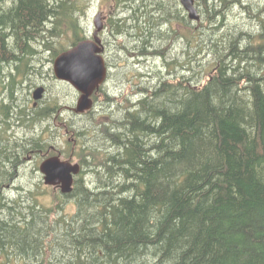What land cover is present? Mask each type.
<instances>
[{"label":"trees","instance_id":"16d2710c","mask_svg":"<svg viewBox=\"0 0 264 264\" xmlns=\"http://www.w3.org/2000/svg\"><path fill=\"white\" fill-rule=\"evenodd\" d=\"M111 2L114 44L145 59L162 57L165 73L153 70L154 85L138 86L111 124L94 125L93 116L67 125L82 170L53 206L32 190L13 197L3 190L19 162L15 152L46 150L48 140L42 133L15 144L0 138V264H264V4L262 16L255 14L257 35L230 32L224 40L204 36L214 27L201 24L203 14L192 21L180 0ZM225 2L201 0L204 20L212 25ZM167 16L164 32L159 23ZM80 17L74 0H0V65L11 66V98L17 78L42 72L31 59L44 51L57 56L84 38ZM178 36L191 49L184 62L168 59ZM99 101L114 97L101 87L87 115ZM54 103L19 117L27 131L59 116ZM68 198L72 214L64 211Z\"/></svg>","mask_w":264,"mask_h":264},{"label":"rangeland","instance_id":"374dc122","mask_svg":"<svg viewBox=\"0 0 264 264\" xmlns=\"http://www.w3.org/2000/svg\"><path fill=\"white\" fill-rule=\"evenodd\" d=\"M74 2L80 10V20L82 22V25L84 26L85 32H93V30L96 28L94 24V18L98 11L102 9L106 10L107 13H112V16L114 15L115 11L117 12V10L113 9V7L111 6V0H74ZM263 2L264 0H248V6L249 4L250 6L247 9L251 13L248 12L244 14L243 8H241L240 6L233 7L232 3H230L229 1L228 4L226 3V7L225 4L220 9L221 15L223 17L220 16V18L216 19V23L214 22V24L212 23L211 25L207 20H204V18L206 19L207 14L204 13L205 9L201 5V0H199V3H197L196 0V4L199 7L201 16L203 14V20L201 24L208 26V29L209 26H212V28L214 27L210 31H204L203 35L205 36L212 33V36L214 38L217 39L220 37L219 39L222 38L224 40L226 39L225 34L228 35L230 32H236V34L239 36L238 30L240 32L249 31L252 33L254 31L253 34L257 35L261 26L260 24H258L257 16H255V14L262 16V13L260 12L262 6H259L258 4ZM195 24L196 23H193L192 25L195 26ZM161 25H163V23L159 24V26ZM107 36L110 37V41L112 42L109 51L111 49L112 50L108 58L113 63L114 67L113 80H111L109 85H107V90L112 93L114 102L103 103L102 101H99V103L96 104L97 110L90 115H87L86 112L83 113V115H77L75 111L67 108V106H76L80 93L73 86L67 84L63 80L56 78L53 66L55 58L57 56L52 57L51 51H44V54H38L37 57L35 56L30 60L31 63H33L34 61L38 62L40 68L42 69V72L39 71L38 73L30 75V77H28V80H24L22 76L19 77L17 73V77H19L17 79L22 82L20 85H17L16 91L14 92V98L10 97V89L6 87L10 82V80H8L6 76H8L11 70V66L8 64V62L4 64L2 63L0 65V75L2 76V78H4V82L0 85V129L3 132L2 135H0V138L11 136V139L9 141L15 144L17 140L19 143H23V141H25L28 136H33L34 133H42L44 139L46 138L48 140V142L44 144V147L50 146V148H47L46 150H30L29 153H27L26 151L23 152V149H19L20 160H24L20 169V174L15 180L13 179L14 181L12 180L11 182L9 181L10 183H5L3 189L5 194L13 197L17 196L19 192L25 194L26 190H32L33 192H35V195L39 197L40 202H43L46 206H53L54 201L57 197L56 195L58 193H61V191L54 186L45 184L44 175L40 171V164L46 158L53 155H60L64 160L71 159L73 163H80L79 158L73 156V153L75 151H73V142L76 140V135L68 131L67 125L84 122L85 120L91 119L93 116L95 117V119L92 120L94 125L103 122L111 124L112 119L116 118L118 113L121 114L123 108L129 105L127 104L128 101L131 102V100H134L136 98L138 86L141 87L143 85H148L149 87L151 85H154L155 81H150L153 70L157 72L159 70L158 67L160 66V68H162L163 72L165 73V66L167 62H163L162 57H157L154 55L148 56L146 57L147 59H145L143 57H140V55L137 54L136 50V52L134 51V53L131 52L130 55L128 51L121 50V47L117 45V43H115L114 45L113 40L116 38L112 36L111 33H109ZM178 37L170 43L173 49L169 52L168 59L169 61L173 60L174 62H177L179 58L181 62H184V57L186 55L185 52L191 49L185 48L186 44L185 41H183V37ZM238 38L244 41L245 35ZM67 40H70V35L62 37L60 41L65 43ZM254 40L259 41L256 39ZM116 50L123 51L121 53L122 57L116 53ZM210 59H213V57H211ZM135 63L137 65H134ZM181 67L182 66L179 65L180 70L182 69ZM131 75L135 76L132 84L126 81ZM38 86H46L45 89L47 90V92L44 94V97L41 99L42 102L40 104V107L38 108H46L49 105L51 106L52 104H55L54 101L59 100L61 105V108L59 109L60 114L58 117L50 116L48 118L47 116L45 120L37 123L36 125H33L32 129L27 131V126L22 122V119L20 118L24 113L33 114L36 112V110H38L35 109V107H31L34 102L33 92ZM100 96V99H103L104 94L101 93ZM5 104H8V106H5ZM120 116H122V114L118 115V117ZM48 122L49 125H47ZM49 137L50 139H53L50 140ZM54 143H56L57 145H55ZM76 149L78 150L79 146H77ZM53 152L54 154L52 155L51 153ZM65 155L67 157H65ZM69 155L70 157H68ZM89 178L90 177L86 179L90 180ZM75 210L76 206L74 203V198H68L64 211L66 213L72 214L75 212Z\"/></svg>","mask_w":264,"mask_h":264},{"label":"water","instance_id":"95a60500","mask_svg":"<svg viewBox=\"0 0 264 264\" xmlns=\"http://www.w3.org/2000/svg\"><path fill=\"white\" fill-rule=\"evenodd\" d=\"M180 1L192 21L201 20L196 0ZM94 24L96 27L95 40H81L71 48L59 53L53 66L57 79L70 83L79 91L80 96L74 107L77 114L85 113L93 107V94L101 87L108 74L102 56V41L98 35L103 29L100 14L95 16ZM45 90L44 86H38L33 92L34 100L42 99ZM81 170L80 163H73L71 159L64 160L60 155L50 156L40 164V171L44 175L45 184L59 187L63 194L72 192L75 176L80 174Z\"/></svg>","mask_w":264,"mask_h":264},{"label":"flooded vegetation","instance_id":"af4514ba","mask_svg":"<svg viewBox=\"0 0 264 264\" xmlns=\"http://www.w3.org/2000/svg\"><path fill=\"white\" fill-rule=\"evenodd\" d=\"M252 4V3H251ZM264 4V2L263 3H260V4H258V5H260V6H262ZM250 5V4H249ZM179 6L181 7L182 6V4H181V2L179 3ZM232 6L233 7H238V6H240L241 8H243L244 10H243V13L244 14H246V13H248L249 11H248V0H233L232 1ZM199 8V7H198ZM168 13V12H167ZM250 13V12H249ZM98 14H100L101 15V20H102V23H103V29H102V31H100L99 33H98V35H99V37H100V39H101V46H102V48H103V51H102V56H103V58H104V60H105V64H106V66H107V69H108V74H107V77H106V80L104 81V83L101 85V87H104V89H106L107 90V85H109V83H110V81L111 80H113V75H114V67H113V63L109 60V58H108V56H109V54H110V52H111V50L109 51V49H110V47H111V45H112V42L110 41L111 39H110V37L109 36H107L109 33H110V27H109V25H108V22H109V19L112 17V13L110 14V12H106V10H100V11H98L97 12V14L96 15H98ZM95 15V16H96ZM168 15H169V13H168ZM181 16H182V14H181ZM170 19H171V17L170 16H167V17H165V18H163L161 21H160V23L159 24H161V23H163V31L165 32V31H167V30H169V25H168V23L169 24H171V22H170ZM176 16H174L173 17V21H172V24H176L177 23V21H176ZM182 18H180V20H181ZM179 20V24H181V21ZM177 25V24H176ZM95 31H96V28L93 30V32L92 31H87L85 34H83V39L82 40H84V39H92V40H95ZM180 33H181V30H180ZM123 38V37H122ZM119 40H122V41H124V39H121V37L120 38H118ZM81 41V40H80ZM116 42V41H115ZM115 45V44H114ZM74 46V45H73ZM120 46H121V50H124V51H128L129 52V54L132 52V53H134V51L131 49V50H128V48H124L123 47V44L121 43L120 44ZM123 51H117L116 50V53L119 55V56H121L122 57V55H121V53H122ZM125 53V52H124ZM127 54V53H126ZM138 54V53H137ZM131 55V54H130ZM134 65H137L136 63L134 64ZM132 76V75H131ZM64 82H66V81H64ZM67 84H69V85H71L70 83H68V82H66ZM72 86V85H71ZM46 87V86H45ZM101 87L99 88V89H101ZM98 89V90H99ZM97 90V91H98ZM47 92V90H45V93ZM100 93H101V91H100ZM95 96H96V92L93 94V100H94V105H95ZM44 97V96H43ZM41 102H42V100L40 99V100H38V101H35L34 100V102H33V105L31 106V107H35V109H38V110H36V111H41L42 109L41 108H38V107H40V104H41ZM93 105V106H94ZM5 106H8V104H5ZM52 106V105H51ZM48 107V106H47ZM53 106L51 107V109L53 110ZM67 108H70L72 111H74V107H69V106H67ZM93 108V107H92ZM23 111V110H22ZM83 114V113H82ZM41 122V121H40ZM20 123V122H19ZM18 123V124H19ZM5 129V128H4ZM1 130V129H0ZM8 133H9V131H8ZM75 140V139H74ZM75 142V143H74ZM73 142V151L74 150H76V147L79 145V142L77 141V140H75ZM55 145H57L56 143H54ZM75 144V145H74ZM52 146H54V145H52ZM1 147V146H0ZM19 148V147H18ZM15 159H17L18 158V160H19V162L17 163V166H16V169H15V174L13 175V176H9L6 180H3L4 181V183H6V182H11L13 179L15 180L18 176H19V174H20V169H21V166H22V164H23V161L24 160H20V153L18 152V151H16L15 152ZM0 159H2V157L0 156ZM13 180V181H14ZM9 182V183H10ZM55 188H58V189H60L59 187H55Z\"/></svg>","mask_w":264,"mask_h":264},{"label":"bare ground","instance_id":"6f19581e","mask_svg":"<svg viewBox=\"0 0 264 264\" xmlns=\"http://www.w3.org/2000/svg\"><path fill=\"white\" fill-rule=\"evenodd\" d=\"M230 0H226V2H229ZM203 2H204V0H203ZM210 2H211V0H210ZM221 2V1H220ZM225 2V3H226ZM260 4V3H259ZM227 5V4H226ZM260 6V5H259ZM217 7V6H216ZM226 7V6H225ZM82 10V9H81ZM123 10V9H122ZM202 10V9H201ZM229 10V9H228ZM226 11H227V9H226ZM232 11V10H231ZM258 11V10H257ZM256 11V12H257ZM85 14V13H84ZM161 14V13H160ZM223 14V13H222ZM224 15V14H223ZM231 15V14H230ZM215 16V15H214ZM222 16V15H221ZM229 16V15H228ZM257 16H258V14H257ZM223 17V16H222ZM230 17V16H229ZM228 17V18H229ZM220 18V17H219ZM210 20H211V18H209ZM217 19H218V17H217ZM244 20V19H243ZM222 21V20H221ZM227 21V20H226ZM220 22V21H219ZM260 22V21H259ZM209 23V22H208ZM216 23V22H215ZM222 23V22H221ZM214 24V23H213ZM86 27V26H85ZM210 27V26H209ZM257 27V26H256ZM241 28V27H240ZM243 29V28H242ZM256 29V28H255ZM254 29V30H255ZM261 29V28H260ZM263 29V28H262ZM238 30V29H237ZM247 30V29H246ZM257 30V29H256ZM229 31V30H228ZM259 31H261V30H259ZM238 32H239V30H238ZM246 32V31H245ZM206 33V32H205ZM248 33H252V32H249L248 31ZM253 33H254V31H253ZM212 34V33H211ZM233 34V33H232ZM256 35V34H255ZM254 35V36H255ZM251 36V35H250ZM216 37V36H215ZM176 38V37H175ZM206 38V37H205ZM236 38V37H235ZM250 38V37H249ZM219 39V38H218ZM255 39V38H254ZM251 40V39H250ZM122 41V40H121ZM125 42V41H124ZM243 42H245V40L243 41ZM247 42V41H246ZM253 42V41H252ZM122 43V42H121ZM247 43H249V40H248V42ZM252 45V44H251ZM243 46H244V43H243ZM242 46V47H243ZM253 47V46H252ZM252 47H249V49L251 48L252 49ZM126 49V48H125ZM20 51V50H19ZM198 52V51H197ZM195 53V52H194ZM210 53V52H209ZM156 54V53H155ZM189 54V53H188ZM149 55V54H148ZM157 55V54H156ZM195 55V54H194ZM237 61V60H236ZM229 63V62H228ZM259 63H260V61H259ZM180 64H182L181 62H180ZM182 68V67H181ZM250 71V70H249ZM179 76V75H178ZM181 77V76H180ZM255 83V82H254ZM153 84V83H152ZM163 84V83H162ZM9 87V86H8ZM14 88V87H13ZM14 93V92H13ZM152 93V92H151ZM148 95V94H147ZM150 95V94H149ZM140 97V96H139ZM141 98V97H140ZM144 98V97H143ZM134 101H135V99H134ZM136 103V102H135ZM129 104V103H128ZM133 105V104H132ZM137 108V107H136ZM123 110H124V108H123ZM122 110V111H123ZM130 110V109H129ZM133 111V110H132ZM124 113H125V111H124ZM122 114V113H121ZM120 113H118V115H121ZM118 115H117V118H118ZM126 115H127V113H126ZM125 115V116H126ZM124 116V115H123ZM251 119V118H250ZM124 120V119H123ZM129 120V119H128ZM253 120V119H252ZM122 121V120H121ZM121 121H120V124H121ZM117 122V121H116ZM12 124V123H11ZM117 124H119V123H117ZM251 126V125H250ZM116 127V126H115ZM106 129V128H105ZM111 129V128H110ZM117 130V129H116ZM117 132V131H116ZM115 132V133H116ZM119 132V131H118ZM113 133V132H112ZM114 136V135H113ZM111 137V136H110ZM7 139V138H6ZM259 139V138H258ZM110 140H111V138H110ZM110 142V141H109ZM110 143H112V142H110ZM113 143H114V141H113ZM110 145V144H109ZM107 147V146H106ZM108 148V147H107ZM116 148V147H115ZM114 147H113V149H115ZM105 149V148H104ZM103 149V150H104ZM118 149V148H117ZM106 150V149H105ZM107 150H110V149H107ZM112 150V149H111ZM118 151H119V149H118ZM108 152V151H107ZM112 152V151H111ZM127 157V156H126ZM107 165V164H106ZM100 167V166H99ZM120 169V168H119ZM98 171V170H97ZM107 172H108V170H107ZM103 173V172H102ZM103 175V174H102ZM258 175V174H257ZM91 176V175H90ZM93 176H94V174H93ZM88 177V176H87ZM86 178V177H85ZM125 178V177H124ZM90 179V178H89ZM261 179V178H260ZM92 182V181H91ZM141 182V181H140ZM82 183V182H81ZM90 183V182H89ZM86 185H89V184H86ZM97 189V188H96ZM121 189V188H120ZM115 191V190H114ZM103 209V208H102ZM24 217V216H23ZM95 222V221H94ZM68 224V223H67ZM105 225V224H104ZM71 226V225H70ZM53 238V237H52ZM161 252V251H160Z\"/></svg>","mask_w":264,"mask_h":264}]
</instances>
